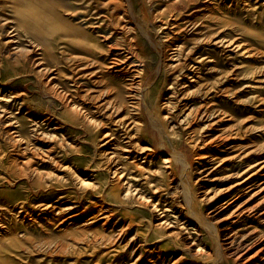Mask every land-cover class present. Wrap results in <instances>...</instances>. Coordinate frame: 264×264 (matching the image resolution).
Here are the masks:
<instances>
[{"label": "rangeland", "instance_id": "obj_1", "mask_svg": "<svg viewBox=\"0 0 264 264\" xmlns=\"http://www.w3.org/2000/svg\"><path fill=\"white\" fill-rule=\"evenodd\" d=\"M171 1L122 0L124 9H134L138 22L146 23L142 17L150 15V37L142 35L144 72L137 73L136 69H141L131 64H137L132 57L126 63L127 67L131 65L128 72H111V83L127 98L125 86L133 76H139L143 94H138L137 99L144 102L146 98L156 110L158 103L169 96L166 84L177 73L176 69L164 65L176 44L203 38L201 50L204 49V55L211 62L206 60L200 64L203 86L190 102L195 106L203 103L198 115H188L190 109L178 105V117L166 120L162 125L164 132L160 133L158 125L143 112L147 124L145 126L144 121L139 134L142 140H137V149L123 159L131 165V174L138 176L133 180L139 192L137 198L126 194V185L119 183L115 167L104 160L97 147L99 134L109 128L114 129L119 140L125 141V130L115 122L125 114L123 108L98 110L95 105L107 97L103 91L99 100L84 103L87 115L93 118L82 116V122H77L70 117L66 105L45 90V76H40V80L33 72L20 71L11 46L4 45L1 49L0 191L6 194L0 196V200L13 194L24 199L30 215L24 211L17 213L16 208L7 212L6 220L18 227L21 236L27 232L26 236L37 244L35 253L22 252L21 261L14 252L10 256L11 264H264L262 173L257 172L245 180L239 178L236 172L243 164L231 157L237 153L230 147L233 141L217 137L219 130L212 134L201 130L209 118L208 107L214 105L233 113L234 120L230 124L240 121L251 127L247 130V141L264 140L261 127L264 81L259 83L248 73L264 62V40L253 39L254 33L264 35V3L259 0H194L193 6L176 5L175 12H183V18L178 15H174L176 20L173 15L163 20L154 18V13L165 9ZM120 31L116 37L123 39ZM210 34L249 40L259 51L252 56L224 51L214 43V37L206 38ZM5 36L3 34L2 39ZM99 41L103 48L102 59L106 62L113 56L127 54V49L118 47L109 55L106 50L111 41L102 37ZM235 63H239L236 78L229 73ZM110 71L105 69L107 76ZM213 81H217L216 90L210 93L207 89ZM64 83L71 85L68 78H64ZM87 84L90 88L94 86L90 80ZM239 96L254 99L241 103ZM178 152L185 156L186 164L180 160ZM146 153L150 155L144 157ZM169 156L167 162L165 159ZM24 157L38 160L39 177L47 187L33 188L28 180L19 177L18 166L22 165ZM59 174L64 175L62 181L58 180ZM219 189L222 191L213 195ZM40 201L48 202L49 206L42 211L34 210L33 206ZM107 214H111L108 219L104 217Z\"/></svg>", "mask_w": 264, "mask_h": 264}, {"label": "bare ground", "instance_id": "obj_2", "mask_svg": "<svg viewBox=\"0 0 264 264\" xmlns=\"http://www.w3.org/2000/svg\"><path fill=\"white\" fill-rule=\"evenodd\" d=\"M259 1L264 3V0ZM194 2V0H172L167 6H165V9H157L158 11L155 13L153 12L154 18L163 20L166 19L167 16L171 17L172 15H178L183 18V12H175L176 5L188 4L189 6H193ZM123 6L122 0H0V52L1 49L4 48V45L11 46V49L15 54V65L20 71L33 72L40 80V76H45V82H43L45 90L64 103L71 114L70 117L77 122H82V116L88 117L91 115H87L88 112L84 103L96 101L103 93H105L103 91H106L107 97L103 99L101 98L100 100L98 99L99 102L95 105L98 110H116L123 108L125 114L117 118L115 122L117 126L125 130L126 134L123 136L125 141L119 140L114 129L109 128L99 134L100 142H98L97 147L98 152L104 155V160L115 167L114 173L119 180V183L126 185V194L128 196L130 194L133 196L134 194L137 198L139 192L137 186L133 183V180H135L134 177L137 178L138 176L131 174V165L127 160L123 159L129 158L128 154L133 153L138 145L137 140L141 139L139 138V134L144 128L145 121L142 117L143 112L145 113L146 111L151 122L158 125L160 133L164 132V126L162 125L166 123V120L168 121L169 118L177 116L178 113L176 112L180 110L178 105H183L188 108V110L190 109L187 113L188 115H198L203 103L201 106H195V104H190V102L194 96H197L198 93H200L203 86V84H200L203 76L200 64L204 63L206 60L211 62V60L208 56L204 55V49L201 50V39L203 38H192L189 41L178 43L176 44L177 46L175 47L174 52L168 55V59L170 60L166 61L164 64L165 66H170L172 69H176L175 72H177L174 73L175 75L171 82L168 80L166 84L167 90L169 91V96H167L166 100H162L158 103V106L156 107L157 109L154 110L147 103L148 100L146 98L144 99V102L137 99L138 94H143L141 93L143 85L141 83L142 78L140 79L139 76L136 75L133 76L132 80L128 83V86H125L127 88V99L126 96H124L123 91H121L118 86H115L116 84L113 85L111 83L110 75L111 72L123 74L128 72L131 65L127 67L128 64L126 63L132 57L137 61V64H134L132 61L131 64L139 65L141 69L139 70V68H137V73L144 72L143 65H145V56L143 54L144 41L142 38L144 36L147 38L150 37L148 27L150 15H148L147 12V14H145V9L142 8V12L145 15L141 17L147 22L140 23V21L138 22L136 12L133 11L134 9L129 10L130 7L124 9ZM175 16L174 18L176 20ZM118 30H122L120 32L123 34V39L116 37ZM3 34L6 35L4 39L1 37ZM142 35L144 36L142 37ZM99 37L111 41L106 50L107 54H109L114 48L118 47H124L127 49V54L124 57L113 56L109 62H106L102 59L103 48L100 45L101 42L99 41ZM206 38H208V40L213 38L214 43L221 46L224 51H233L235 53L245 54V56L255 55L259 51L253 43L249 42V40H242V38L239 39L235 36L226 38L222 35L214 36L213 34H210V37L208 36ZM253 39L264 40V35L254 33ZM150 40L152 41L153 39ZM161 63L162 62H160V64ZM238 65L239 63H235L233 65L234 67L231 66L232 69L229 71L234 78L239 76V73L237 72ZM65 68L67 71H65ZM209 68V70H212L213 66H210ZM105 69H107V71L111 70L108 74L109 76H107ZM248 73L251 74L253 79H257L256 81L263 83L264 62L255 65ZM224 76V79L228 77L227 74ZM64 78H68L71 81L70 86L67 83L62 84ZM88 80L94 83L93 88L87 86ZM216 82L217 81L211 82L210 87L207 89L210 93L216 90ZM248 84L250 85V83ZM238 98L241 103H248L249 101L253 102L254 99L253 96H239ZM208 108L210 109L208 111L209 118L201 130L204 129L208 134H212L213 131L219 130L220 133L218 132L219 135H217V137H221V139L226 141H233L230 147L237 151V153H232L233 156L231 157L239 159L243 164L240 170L237 169L236 173L238 177L245 180L253 174L261 172L262 177L264 178V140L259 142L247 141V130H250L251 127L248 125H242L240 121L230 124V121L232 119L234 120L233 113L222 111L223 109H217L214 105ZM161 109L162 111L160 113L159 111ZM90 117L93 118V115ZM146 124L145 121V126ZM261 127L264 133V121ZM20 149L22 151L25 150L24 148ZM148 155H150V153H146L144 157H148ZM178 156L180 160L186 164V158L182 152H178ZM223 156L224 155H222V157ZM165 160L169 162L170 156ZM21 163L22 165L18 166L20 169V172H18L19 177L22 176L28 180L33 188L40 189L45 186L47 187V183L39 177L41 176V172L37 165L38 160L33 161L31 158H22ZM62 177H64V175L59 174L58 180L62 181ZM221 191L222 190L219 189L217 192H214L213 195H216ZM5 194V191H0V196ZM208 195L209 197L212 196L210 194ZM48 204V202L40 201L39 204L33 206V209L42 211L49 206ZM16 208L18 209V211H16L17 213L25 212V214L30 215L27 210V203L17 195H9L5 199L0 200V264H11L10 256L13 255L14 252L16 256H19V260L21 261L24 259L22 252L33 254L37 251V244L32 242L30 240L31 238L26 236L28 233H23V236L27 237L23 238L19 233L20 231H18V227L14 224H10L6 220L7 212L15 210ZM193 211L196 212L195 210ZM193 214L192 216H194ZM24 216L25 215H23V217ZM110 216L111 214H107L104 217L108 219ZM175 232L179 233L180 230H176Z\"/></svg>", "mask_w": 264, "mask_h": 264}]
</instances>
